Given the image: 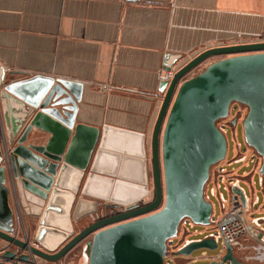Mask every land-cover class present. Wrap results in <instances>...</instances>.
Wrapping results in <instances>:
<instances>
[{"label": "water", "instance_id": "obj_1", "mask_svg": "<svg viewBox=\"0 0 264 264\" xmlns=\"http://www.w3.org/2000/svg\"><path fill=\"white\" fill-rule=\"evenodd\" d=\"M211 56L223 57L184 79ZM15 74L0 63V264H59L88 236L87 264H166L168 241L182 220L212 223L204 188L211 167L227 155L217 122L235 104L247 108L243 141L260 157L264 175V41L207 48L169 81L159 80L164 94L150 137L153 197L147 202H140L148 194L146 173L129 182L99 168L108 127L76 121L81 82L43 74L11 78ZM231 189L245 204L241 189ZM101 206L106 214L94 217ZM85 216L91 221L76 229ZM224 245L219 261L200 264H246ZM216 248L212 238H201L171 253Z\"/></svg>", "mask_w": 264, "mask_h": 264}, {"label": "crops", "instance_id": "obj_2", "mask_svg": "<svg viewBox=\"0 0 264 264\" xmlns=\"http://www.w3.org/2000/svg\"><path fill=\"white\" fill-rule=\"evenodd\" d=\"M263 41L264 0H0V63L11 78L81 82L76 121L108 127L99 168L129 182L150 178L164 62L177 69L210 47ZM254 172L240 177L251 190ZM240 178L251 209L259 198Z\"/></svg>", "mask_w": 264, "mask_h": 264}, {"label": "rangeland", "instance_id": "obj_3", "mask_svg": "<svg viewBox=\"0 0 264 264\" xmlns=\"http://www.w3.org/2000/svg\"><path fill=\"white\" fill-rule=\"evenodd\" d=\"M223 56H211L204 61H202L198 66L193 68L192 70L189 71V73L184 77V79L189 78L190 76L198 73L202 69H204L210 62L219 59ZM239 108L240 112L239 115H237L236 109ZM247 108L244 105L241 104H235L232 109L231 113L228 117L221 119L217 122L218 126H220L224 132L225 136L227 139V155L226 158L215 165L211 167V174L210 178L205 185L204 188V196L206 197V194H210V190L213 186V181L214 178L216 177L214 173L216 170L220 169L223 167L227 173L224 175H219L217 178L219 187V193L227 200L230 201V189L227 187V185L230 184V181L233 180L234 178H240L243 177V173L245 171H251L254 170V174L252 175V180L254 181L253 184V191L251 190V187L248 185L246 180H243L240 178V185L241 188H244L246 194L251 197L252 193L258 196V202L254 205H252L250 209V214L253 216L256 215H264V212L262 211L263 208V201H264V195L262 192L261 184L258 182V176L259 171H258V166L260 164V157L257 156L255 151L246 145L243 141V133H242V126H241V121L244 118V115L246 114ZM236 117V123L238 124L237 129H236V124L233 126L232 131L228 129L227 125L229 121H231L232 118ZM240 155H244L246 157L245 160L233 163L232 160ZM231 162V163H230ZM237 176V177H236ZM264 176V175H262ZM224 177V178H223ZM148 194L141 200V202H147L150 201L153 197V182H152V175L150 171V178L148 181ZM213 203V215L212 219H214L213 223L209 225H197V224H188L187 223V230H186V225L183 223V220L181 221L178 232L175 238L171 239L168 241L167 245V258L165 260L166 264H192L196 262V259H199L198 257L201 254H213L216 252V250H207V249H197L194 250L190 255L183 256V255H178V256H172V251L177 250L180 246H182L185 243L186 239L190 238H197L201 234L206 233L207 231H216V220L220 214V204L218 200V194L215 193V195H211L210 198L208 199ZM251 201H249L250 203ZM239 203V199H235L233 202V205H236ZM113 211H116L117 209H112ZM111 212L110 209L107 210V213ZM105 210L101 206L97 209V213L94 215V217H99L101 215H104ZM89 221H91L89 216H85L82 218L81 221H79L76 224V229L81 228L85 224H87ZM202 232V233H199ZM20 235V233H18ZM91 237L88 236L84 240H82L78 245L75 246L70 252H68L65 257L63 258L64 261L62 264H84V256H83V247L86 242V240L90 239ZM256 242L253 240H248L245 241L241 244H238L234 247L233 253L234 255L240 260V261H246L250 260L253 261L251 257H253V253L255 250ZM198 261V260H197Z\"/></svg>", "mask_w": 264, "mask_h": 264}, {"label": "built area", "instance_id": "obj_4", "mask_svg": "<svg viewBox=\"0 0 264 264\" xmlns=\"http://www.w3.org/2000/svg\"><path fill=\"white\" fill-rule=\"evenodd\" d=\"M175 71H176V68L174 67H170L167 70L162 69L159 71L158 78L159 80L169 81L172 78ZM245 159L246 157L244 155H240V156L238 155L232 160V162L237 163ZM226 173L227 171L223 167L216 170V172L214 173L216 177L214 178V181H213L214 187L211 188L210 194H206V197H205L208 200L211 195H215V193L218 194V200L220 204V214L216 220L217 230L215 232L207 231L206 233H203L199 237L195 238V240L201 239V238H212L217 243L216 252L211 255L206 254L207 256H205L204 254H201L198 257L199 259H196V262L192 264L207 263L212 260L219 261L221 256L225 253L224 242H227L232 246V254L234 255L233 253L234 247L248 240H253L257 243L255 246L253 257H251L253 261L246 260L242 262L246 264H263L264 263V215L251 216V218L250 217L248 218L247 214L250 212V207L248 206V199L245 194H243L245 198V204H242L241 202H239L238 204L233 205L236 194L232 192L231 187L232 186H235L236 188L239 187L238 185L239 182H238V179L236 178L231 180L230 184L227 185V187L230 189V196H231L230 201H227L219 193V190H218L219 184H218L217 178L219 175H224ZM259 182L262 184L261 177H259ZM213 221L214 219H212V223ZM183 223L186 225L185 226L186 230L188 229L187 223L192 224L188 219H184ZM199 233H202V232H199ZM191 240H194V239L193 238L186 239L185 243ZM83 260H84L83 263L87 264L85 257ZM237 260L239 259L237 258ZM224 264H230V263L226 261Z\"/></svg>", "mask_w": 264, "mask_h": 264}, {"label": "flooded vegetation", "instance_id": "obj_5", "mask_svg": "<svg viewBox=\"0 0 264 264\" xmlns=\"http://www.w3.org/2000/svg\"><path fill=\"white\" fill-rule=\"evenodd\" d=\"M236 112H237V115H239L240 109L237 108ZM238 124H239V122H238ZM238 124L236 123V129H237ZM227 127H228V129H230L232 131L233 125L231 124V121H229V123L227 124ZM172 256H174V255H172Z\"/></svg>", "mask_w": 264, "mask_h": 264}, {"label": "bare ground", "instance_id": "obj_6", "mask_svg": "<svg viewBox=\"0 0 264 264\" xmlns=\"http://www.w3.org/2000/svg\"><path fill=\"white\" fill-rule=\"evenodd\" d=\"M125 190H126V191H124V190H120V191H118V192H119V194L126 195V193H128V188L125 189Z\"/></svg>", "mask_w": 264, "mask_h": 264}]
</instances>
